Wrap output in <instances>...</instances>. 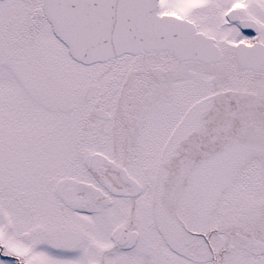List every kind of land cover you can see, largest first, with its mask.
Segmentation results:
<instances>
[{
    "label": "snow or ice",
    "instance_id": "6c2138e0",
    "mask_svg": "<svg viewBox=\"0 0 264 264\" xmlns=\"http://www.w3.org/2000/svg\"><path fill=\"white\" fill-rule=\"evenodd\" d=\"M0 264H264V0H0Z\"/></svg>",
    "mask_w": 264,
    "mask_h": 264
}]
</instances>
